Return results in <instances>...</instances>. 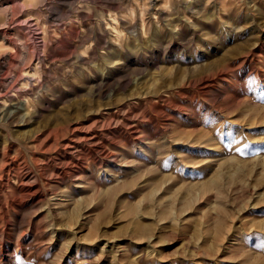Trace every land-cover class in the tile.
<instances>
[{"label": "rangeland", "instance_id": "rangeland-1", "mask_svg": "<svg viewBox=\"0 0 264 264\" xmlns=\"http://www.w3.org/2000/svg\"><path fill=\"white\" fill-rule=\"evenodd\" d=\"M0 264H264V0H0Z\"/></svg>", "mask_w": 264, "mask_h": 264}, {"label": "bare ground", "instance_id": "bare-ground-1", "mask_svg": "<svg viewBox=\"0 0 264 264\" xmlns=\"http://www.w3.org/2000/svg\"><path fill=\"white\" fill-rule=\"evenodd\" d=\"M6 65V64H5ZM30 83V82H29Z\"/></svg>", "mask_w": 264, "mask_h": 264}]
</instances>
